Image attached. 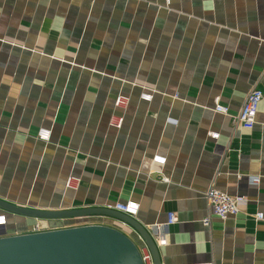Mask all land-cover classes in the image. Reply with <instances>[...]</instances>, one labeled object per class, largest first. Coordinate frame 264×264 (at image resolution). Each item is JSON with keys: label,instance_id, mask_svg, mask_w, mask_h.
<instances>
[{"label": "crops", "instance_id": "1", "mask_svg": "<svg viewBox=\"0 0 264 264\" xmlns=\"http://www.w3.org/2000/svg\"><path fill=\"white\" fill-rule=\"evenodd\" d=\"M253 88L254 127L235 130L229 116ZM217 98L229 116L213 111ZM210 186L248 202L205 227ZM0 201L38 211L131 201L160 264H264V220L251 217L264 215V0H0ZM1 213L6 236L104 225L144 246L109 216Z\"/></svg>", "mask_w": 264, "mask_h": 264}, {"label": "water", "instance_id": "2", "mask_svg": "<svg viewBox=\"0 0 264 264\" xmlns=\"http://www.w3.org/2000/svg\"><path fill=\"white\" fill-rule=\"evenodd\" d=\"M8 214L36 220H66L109 216L132 228L144 242L153 264H160L151 234L134 218L109 208L38 211L0 201ZM140 246L118 229L85 225L39 233L6 236L0 232V264H143Z\"/></svg>", "mask_w": 264, "mask_h": 264}, {"label": "built area", "instance_id": "3", "mask_svg": "<svg viewBox=\"0 0 264 264\" xmlns=\"http://www.w3.org/2000/svg\"><path fill=\"white\" fill-rule=\"evenodd\" d=\"M145 89V88H144ZM147 89V88H146ZM153 90H144L140 94V100L144 102H150L153 98ZM178 98L177 96H173ZM263 100V93L258 89H251L244 100L241 110L237 115L229 116L228 109L220 104L219 98L214 101L213 111L229 116L232 120V126L235 130L252 129L255 124V117L257 114L259 103ZM127 104V99L118 96L115 100V106L118 108L124 107ZM122 124V118H118L114 124L117 128H120ZM51 131L45 128H40L36 134V139L47 143L50 140ZM212 139H218V134H211ZM153 163L159 166H164L166 159L162 156H154ZM163 181L167 182V178H163ZM73 182L72 178L66 180V186L70 187ZM253 184H258V178L251 179ZM205 199L209 208V215L201 220V223L207 227L210 223V218L215 217L219 220H226L229 217L237 216L242 209L246 206L248 200L243 196H231L225 192L216 189L214 186H210L205 192ZM138 204L135 202H127L125 204H115L113 210L122 213L124 215L132 216L137 210ZM254 221L264 220V215L261 212H257L251 216ZM168 224L172 225L177 223V219L173 214L168 215ZM7 225V216L4 213L0 214V229ZM47 231L39 223L33 225L28 233H39ZM1 232V230H0ZM139 240H142L138 237ZM141 259L143 264H153L152 257L145 246L139 248Z\"/></svg>", "mask_w": 264, "mask_h": 264}, {"label": "rangeland", "instance_id": "4", "mask_svg": "<svg viewBox=\"0 0 264 264\" xmlns=\"http://www.w3.org/2000/svg\"><path fill=\"white\" fill-rule=\"evenodd\" d=\"M66 220H69V219H66Z\"/></svg>", "mask_w": 264, "mask_h": 264}]
</instances>
